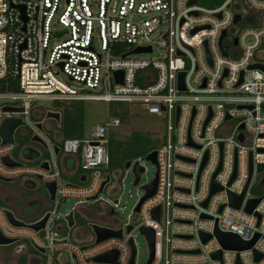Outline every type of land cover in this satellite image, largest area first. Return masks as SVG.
I'll return each mask as SVG.
<instances>
[{
  "label": "built area",
  "instance_id": "2783aa9c",
  "mask_svg": "<svg viewBox=\"0 0 264 264\" xmlns=\"http://www.w3.org/2000/svg\"><path fill=\"white\" fill-rule=\"evenodd\" d=\"M190 1L96 0L93 10L90 0H0V81L18 82V91L0 92V125L5 119L21 120L16 131L28 128L30 141L38 138L47 151L36 165L22 164L12 157L15 142L0 144V177H40L42 183L55 184L43 230L12 226L0 207V233L43 249V264H61L62 254L75 264H129L130 239L136 264L133 232L142 227L154 231L151 264H264V171L258 172L264 165V0H220L210 8L200 0L188 5ZM56 39L59 42L50 46ZM148 48L150 52L141 54L157 50L155 60L130 58L139 55L135 50ZM253 65L261 68L249 69ZM116 71L123 72L122 84L115 82ZM60 73L81 89L62 82ZM180 73L184 91L178 89ZM38 100L64 106L88 100L131 104L144 106L148 114L166 115L165 133L155 139L153 149L156 191L134 213L145 195L142 190L132 209L134 224L119 225V188L111 192L109 205L99 199L109 164L108 135L120 120H107L94 126L88 137L61 138L58 144L47 134L55 129L44 128L47 112L42 122L32 119ZM54 147L87 173L83 185L63 182ZM3 157L19 165L6 166ZM212 182L220 190L209 196ZM230 194H243L238 209L230 206ZM69 198L78 200L71 209L72 228L65 220L71 211L62 218L57 213L60 201ZM257 199L247 213L248 202ZM98 203L103 209L99 216L93 210ZM156 209L158 220L153 217ZM80 217L90 222V230L93 224L121 231V237L96 243L92 230L89 237L76 228ZM216 230L254 243L247 250L224 249L214 237ZM200 234L211 239L203 243ZM109 252L116 254L114 263L95 261ZM218 252L220 258L213 259Z\"/></svg>",
  "mask_w": 264,
  "mask_h": 264
},
{
  "label": "rangeland",
  "instance_id": "374dc122",
  "mask_svg": "<svg viewBox=\"0 0 264 264\" xmlns=\"http://www.w3.org/2000/svg\"><path fill=\"white\" fill-rule=\"evenodd\" d=\"M220 0H200V4L203 6H206L208 8L214 7L216 4H218ZM90 5L93 10L96 9V0H90ZM94 41L97 43V37L96 34L94 35ZM59 39H56L55 41H51V45L53 43H58ZM158 56V51L156 50L154 53L151 54H139V55H132L130 58L133 60H148L152 61L155 60ZM62 82L70 86L74 89H81V85L69 82L66 77L63 74H59L58 77ZM2 102L0 101V106L2 105ZM35 110L33 111V121L42 122L44 120V113L52 110L62 115V111L65 107L64 105H58V104H52L49 101H42L38 100L34 103ZM79 108L83 115V132L85 136H89L94 126L97 124H102L106 122L107 120H112L113 118H118L120 120V126L117 128H114L109 133V140H113L116 142H122L123 144H127L129 141H131V135L135 134L134 141L142 139L144 141L148 142L149 147L155 149L157 140L156 138L164 135L165 128H166V115L160 114V115H154V114H148L146 111V108L144 106H136L131 104H115L110 103L107 104L103 101H94V100H88V101H82L79 103ZM39 112H41V115H39ZM36 119V120H35ZM44 128H46V125H53L56 126L57 123H55L53 120H44ZM28 130V128H20L16 131L14 136V142H15V149L12 153V157L22 164H27L20 155L26 157L29 155V153L25 150V147L31 144H34L37 149L40 151L42 159H44L47 156V151L37 143H32L30 141V135L29 133L25 134V132ZM24 132V133H23ZM50 136V139L53 142H56L59 144L61 140L60 133L55 130H48V133ZM116 156V155H115ZM63 157L62 154L59 155L58 161L61 162V158ZM40 158V160H41ZM120 156L115 157L116 161L120 163ZM133 162L139 161V165L145 169L144 173L141 176L140 183L138 186H133V176L131 174V170L125 169V163L126 161H122L121 165L117 167V169L106 171V174L110 173L111 175V181L113 183H117L119 186V205L118 209H116V213L118 214L117 219L120 226H123L127 223L134 224L137 220V215L132 214V209L135 203L143 196V191L141 190L142 185L146 184L147 182L151 181L156 172V168L154 165H152L150 162L146 161L143 156H132L130 157ZM129 159V160H130ZM73 166V161L71 158H67L66 160V170L71 169ZM118 172L120 173V176L118 179L114 177V173ZM87 174L86 172H84ZM63 182H74L77 184H80L79 180L74 177H70L69 175H62ZM11 183H7V185H10ZM16 186V184L14 185ZM109 193V187L107 186L104 188V190L100 193L99 199L101 204H110V201L112 200V197ZM37 195L44 196L43 201L49 207L47 206L45 209L50 210V206H52V203L48 200V198L45 197V191L40 190ZM77 199L69 198L67 200L60 201V204L57 209L58 218H62L63 214L70 212L72 208L76 206ZM1 206V205H0ZM5 207L7 209H11V211L14 213V215L22 220L25 223H29V219H27V216H29L32 211L33 207H29L28 210H25V215H20L17 208L9 207L7 204H5ZM93 210L96 212L97 215H101L103 212L102 206L98 203L93 207ZM77 216V215H76ZM78 218V216H77ZM90 222L86 220L85 218H79L76 224V228H81L88 232L89 237H91V230L89 229ZM39 238H42L43 235L39 234ZM133 238L134 243L136 245L137 249V256H136V264H144L145 261L148 258V247L147 243L144 239V237L138 232H133ZM69 240H72L70 238ZM22 244L27 245L29 248L30 242L28 241H22ZM16 245V244H15ZM15 245L8 246V247H1L0 246V264H17V261L21 255L27 254L29 258H33L36 256L41 263H44V257L40 254L33 253H27L26 247H23L22 249L17 250L15 248ZM24 258H28L27 256H22ZM60 263L64 264H75L72 260L66 258L65 254H62L60 256Z\"/></svg>",
  "mask_w": 264,
  "mask_h": 264
},
{
  "label": "water",
  "instance_id": "95a60500",
  "mask_svg": "<svg viewBox=\"0 0 264 264\" xmlns=\"http://www.w3.org/2000/svg\"><path fill=\"white\" fill-rule=\"evenodd\" d=\"M196 0H192L188 3V5H193L195 4ZM237 21H239V16L237 15L234 19V23H236ZM225 33H222V36L220 38V43L222 38L224 37ZM234 44L236 45V42H234ZM146 52H150V49H137L133 52V54H141V53H146ZM224 56H226L225 53H223ZM255 68H261L259 66L253 65L250 66L249 69H255ZM242 73L240 74V81L239 83L236 85L238 86L241 82H242ZM114 79L115 82L117 84H122L123 83V72L122 71H116L114 73ZM183 79H184V73H180L179 77H178V89L180 91H184V84H183ZM4 111H12V110H17L15 108H11V107H4L3 108ZM45 119L46 120H53L56 123L59 124L60 122V114L57 112H52V111H48L45 115ZM23 125V122L19 119H5L1 125H0V144L1 145H5V144H13L14 143V133L16 131V129L20 126ZM36 127L42 131V125L41 123H37ZM32 143H37L40 144L42 147L45 148L43 142H41L38 138L34 137L31 139ZM34 153V152H32ZM54 154L56 157H59L60 154V149L58 147H54ZM156 151L153 150L151 152H149L147 155H145L144 159L148 162H150L152 165L155 166V168L157 167V159H156ZM1 161L3 162V164H5L6 166L9 167H16L19 164L12 161L11 158L9 157H3L1 159ZM66 161L65 157L61 158V165L64 166ZM41 167L43 169H48L47 163H42ZM130 168V162H127L125 164V169L128 170ZM264 171V165H260L258 166V172H263ZM143 173V169L142 168H138L137 169V162H135L132 165L131 168V174L133 176V186H138L140 183V174ZM157 176L158 173L157 171L155 172V176L154 178L149 181L148 184H145L141 187V190H143L145 192V195L141 198L140 202L138 203V205L136 206V208L134 209V213H137L139 210L140 205L147 200L148 198H151L156 191V187H157ZM251 176V161L249 162V178ZM234 178V175L232 177V180ZM36 181L40 182V185L42 187V189L45 191V193L48 195V200L50 202H53L55 199V184L54 183H42L40 177H37L35 179ZM84 179H81V181L83 182ZM14 180L12 179H5L0 177V182H4V183H11ZM109 182V176L107 175L105 177V180L103 181L102 185H101V189L99 191V194L104 190V187L106 186V184ZM68 186H70L68 184ZM220 190V188L214 183L212 182L211 184V189H210V195H213L214 193L218 192ZM243 198V194L241 196H233V195H229V202H230V206L234 207L236 209H238L240 207L241 201ZM97 196L93 197L91 200H96ZM260 199L257 200H251L248 202V204L245 207V211L247 213H251L252 210L255 208V206L259 203ZM207 203V200L204 202L203 206H205ZM159 209V208H158ZM158 209H156L153 212V217L158 220ZM221 210V208H220ZM8 222L15 227H23V228H28L31 229L35 232H39L40 230H43L46 222L49 218V213H44L42 216L39 217V214H34L31 213L29 216H27V219H29V221H31L30 223H25L22 220H20L19 218H17L14 213L11 210L8 209H4L3 210ZM112 214V213H111ZM25 215V213H24ZM205 218V217H203ZM65 220L67 221L68 224V228H72L75 224L74 222V214L71 211L66 217ZM90 228L92 230V232L95 234L96 236V243H99L103 240H106L108 238H112V237H121V231H111V230H107L104 228H100L97 225H90ZM131 230V227L127 228V232H129ZM139 233L144 237L146 243H147V247H148V260L146 262V264H151L153 261V257H154V242H155V236H154V231L151 228H140L139 229ZM214 237L218 240V242L221 244V246L224 249H230V250H237V251H241V250H247L249 248L252 247L254 241L250 242V243H244L242 241H240V239L235 236V235H231V234H223L220 233L219 231H215ZM200 238L201 241L203 243L207 242L208 240L211 239V236L206 235V234H200ZM17 242H19V240L17 239H8L5 238L1 233H0V246L1 247H8V246H12L15 245ZM129 245L131 248V258L129 261V264H134V257H135V249L132 245V240H129ZM33 249L41 254L44 253V250L33 245ZM213 259H219L220 258V252L213 254L212 255ZM116 259V254L114 252H109L107 254H104L102 256H99L95 259V261L98 262H110V263H114ZM260 258L258 256H256L255 260L258 261Z\"/></svg>",
  "mask_w": 264,
  "mask_h": 264
},
{
  "label": "trees",
  "instance_id": "16d2710c",
  "mask_svg": "<svg viewBox=\"0 0 264 264\" xmlns=\"http://www.w3.org/2000/svg\"><path fill=\"white\" fill-rule=\"evenodd\" d=\"M18 82L16 80H5L0 81V92L6 90L18 91ZM60 116V122L57 127L62 138H82L84 136L83 132V115L79 108V103H73L70 105H65ZM135 134L131 135V141L127 144L122 142H114L110 140L108 151H109V164L107 171L117 169L122 163V161L131 162L132 156H145L153 148L149 147L148 142L142 139L134 141ZM116 155V156H115ZM120 156V163L116 161L115 157ZM130 159V160H129ZM125 163V164H126ZM2 206V204L0 203ZM34 252L33 250H31ZM17 264H29L27 259L21 257L18 259Z\"/></svg>",
  "mask_w": 264,
  "mask_h": 264
},
{
  "label": "crops",
  "instance_id": "0c3cea01",
  "mask_svg": "<svg viewBox=\"0 0 264 264\" xmlns=\"http://www.w3.org/2000/svg\"><path fill=\"white\" fill-rule=\"evenodd\" d=\"M50 126V125H49ZM57 131H59L57 128H55ZM84 136H85V134H84ZM83 136V137H84ZM62 138V137H61ZM29 146V145H28ZM28 146H26V147H28ZM35 149H36V152H34V153H29V155L28 156H26V157H24V156H22V155H20L21 156V158L27 163V164H29V165H36L37 163H38V161H39V159H40V157L42 156L41 155V153H40V151L37 149V147H35ZM43 157V156H42ZM63 157H65L66 158V160H67V158L69 157V158H71L72 159V161H73V166H72V168L71 169H69V170H66V161H65V164H64V166H62L61 165V162H60V166H61V169H62V175L64 174V175H69L70 177H74V178H77L78 180H79V182H80V184H77V183H74V182H71V181H68V182H64L65 184H69V185H83L84 183H85V180H86V176H85V174L82 172V170L75 164V159L73 158V157H70V156H67V155H63ZM77 169H78V171H77ZM120 174V173H119ZM81 179H84L83 180V182L81 181ZM32 180H34V179H32V178H26V177H22V178H19V179H17V180H14L12 183H14V184H16L18 187H19V189H21V190H24V191H26V190H28V185L30 184V182L32 181ZM3 186H7V183H4V182H0V187H3ZM45 195H46V197L48 198V195L45 193ZM23 202L21 203L22 205H21V207L22 206H25L27 209L29 208V207H33L32 209H33V211H32V213H34V214H39V217L40 216H42L44 213H47V211H49V210H46L45 208L48 206L49 207V205H47L46 203H44V201H43V198H44V196H40V195H37V194H32V193H30V192H24V196H23ZM3 200L4 201H6V204H7V202H8V200H6L5 198H3ZM38 201V202H37ZM1 203V202H0ZM2 204V206H0V207H3L4 209H7L6 207H5V205L3 204V203H1ZM38 206V207H37ZM26 209V210H27ZM9 210V209H8ZM24 212H25V209H24V211H22V214L21 215H23L24 216ZM97 216H99V215H97ZM105 219L104 218H100V221H104ZM31 221H29V223H30ZM25 241V240H24ZM19 242H22V241H19ZM19 242H17V243H19ZM16 243V244H17ZM17 245H15V247H16ZM30 246H31V250H33L34 252L33 253H36V254H40L41 255V253H39V252H37V251H35L34 249H33V245L30 243ZM22 256H20L19 258H21ZM27 259V261H28V263L29 264H40V260L38 259V258H36V256H34V254H33V258H26ZM31 259L33 260V262L31 261Z\"/></svg>",
  "mask_w": 264,
  "mask_h": 264
},
{
  "label": "flooded vegetation",
  "instance_id": "af4514ba",
  "mask_svg": "<svg viewBox=\"0 0 264 264\" xmlns=\"http://www.w3.org/2000/svg\"><path fill=\"white\" fill-rule=\"evenodd\" d=\"M57 126L58 125H56V126L50 125V127L51 128H54V129L57 128ZM35 147L36 146L34 144H31L28 147H25V150L28 153L36 152ZM77 171H78V169H77ZM107 175L109 176V182L106 184V186L104 188H106L108 186L109 187V193L116 192L118 190V188H119L118 184L117 183H113L111 181V175H110V173L109 174L107 173ZM119 176H120V174L118 172H115L114 173V177L116 179H118ZM14 185L15 184L12 183L10 185L0 187V202L5 205L6 204V201L3 200V198H5L6 200H8L7 205L9 207L17 208L19 214L21 215L22 214V211H24V209L25 210L27 209L25 206H22L21 207V205H22L21 203L23 202V199H24L23 198L24 192H30L32 194H37L40 190H43V189H42L41 186H39L40 185V182L39 181H36L35 179L30 182V184L28 185V190H26V191L21 190V189H19V187L17 185L16 186H14ZM45 197H46V195H45ZM9 210H11V209H9ZM16 245L17 246L15 248L17 250L22 249L23 247H26V252L27 253L28 252L31 253V249L27 245L22 244V242H19ZM21 256H27L28 257L27 254H24V255H21ZM31 261L33 262L32 259H31Z\"/></svg>",
  "mask_w": 264,
  "mask_h": 264
}]
</instances>
